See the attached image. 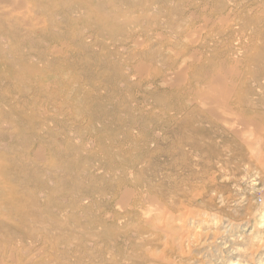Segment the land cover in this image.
<instances>
[{"label":"rangeland","instance_id":"obj_1","mask_svg":"<svg viewBox=\"0 0 264 264\" xmlns=\"http://www.w3.org/2000/svg\"><path fill=\"white\" fill-rule=\"evenodd\" d=\"M226 83L231 120L198 101ZM242 115L264 122V0H0V264H264Z\"/></svg>","mask_w":264,"mask_h":264},{"label":"bare ground","instance_id":"obj_2","mask_svg":"<svg viewBox=\"0 0 264 264\" xmlns=\"http://www.w3.org/2000/svg\"><path fill=\"white\" fill-rule=\"evenodd\" d=\"M208 21H211V20H208ZM205 29V28H204ZM203 30V29H202ZM206 31V30H205ZM204 31H202L201 33H203ZM206 33V32H205ZM193 37H195V33H192L190 34V36H188L187 40L188 41H191L193 39ZM193 41V40H192ZM76 50V49H75ZM141 50V49H139ZM250 50H251V47L249 48L248 50V53H250ZM77 51V50H76ZM111 52V51H110ZM241 53V52H240ZM194 55V54H193ZM248 55V54H247ZM235 56V55H234ZM249 56V55H248ZM195 57V56H193ZM192 59V58H191ZM190 59L188 58H185V65H186V61H188ZM193 60V59H192ZM228 63H230V67L228 68H225V69H220V71H222L223 73V76L224 77H233V75H236L237 73H240L241 72V66L244 65V61L243 60H239V59H236V58H229V60L227 61ZM246 65V64H245ZM238 79V78H237ZM225 83V82H224ZM228 84V83H226ZM230 87H225L224 85H220L218 87V94H216L214 91L212 93H210L209 95H206V96H199L198 97V101H201V102H204L208 105H210V109L216 113V115H222V117H226L225 115H227V120H230L233 118L234 115H237V112L239 111V109L241 108L239 103L241 102V100H237L235 94L237 93V87L236 86H233L232 84H228ZM234 87V88H233ZM233 90V91H232ZM235 91V92H234ZM240 97V96H239ZM222 99V102H219V99ZM237 102V103H236ZM217 103H221V105H216ZM244 112V111H243ZM247 112V111H246ZM257 113H259L257 111ZM225 114V115H224ZM256 114V113H255ZM262 114V113H261ZM232 115V116H230ZM247 115V114H246ZM253 115V114H252ZM258 115V114H257ZM243 116V115H242ZM250 116V115H249ZM61 117H63L62 115L60 114H55L54 118L55 120L58 119L59 121L61 120ZM229 117V118H228ZM232 117V118H231ZM252 117V116H251ZM250 117V118H251ZM263 117V116H262ZM218 119V118H217ZM234 119V118H233ZM256 119V118H255ZM254 119V121H255ZM263 119V118H262ZM63 120V119H62ZM226 120V119H225ZM239 122L241 121L242 123H247L246 125V128L245 129H240L238 132L241 133L240 135L243 136V138H245L246 142L250 145V147L252 146V149L254 151L255 154H257L258 152L261 153V152H264V135L261 131H259L258 128H261V126L263 127L264 126V122L263 120H260L258 123H253V122H250L248 123V119H247V122H246V117L243 116L240 117L239 119H237ZM236 120V121H237ZM251 120V119H250ZM228 125V124H227ZM251 127H249V126ZM233 127V126H232ZM254 127V128H252ZM244 128V127H243ZM264 132V131H263ZM259 143V144H258ZM258 144V145H257ZM261 144V147H259ZM259 147V148H258ZM251 149V148H250ZM260 149V150H259ZM261 155V154H260ZM264 156V155H263ZM257 157V156H256ZM262 157V156H261ZM263 158V157H262ZM60 159V156L57 157V160L59 161ZM260 161V160H259ZM263 161V160H262ZM157 204L153 205V204H149L147 208H154L155 209V206ZM153 210V209H152ZM181 216V215H180ZM180 218H182V225L180 226V234H182L183 236H181L183 238V240H187L188 238H190V234L192 235V229L189 228V226L187 227L185 225V221H188L187 220V217L186 216H181ZM151 218L150 219V222L148 223H152L153 226H156L157 227V219H153ZM180 220V219H179ZM159 226V225H158ZM162 227H164V229H166V231H168V233H172L173 232V227H172V223L171 221L170 222H165L162 223L161 225ZM162 229V228H161ZM163 230V229H162ZM176 233V232H175ZM178 233V232H177ZM171 238V236H170ZM182 240V239H181ZM249 240L251 241L252 240V235L251 237H249ZM248 238L247 240L245 241V243H248L249 242ZM181 243V242H180ZM188 246V245H187ZM186 247V246H185ZM183 248V246H182ZM253 248V247H252ZM184 250V249H183Z\"/></svg>","mask_w":264,"mask_h":264}]
</instances>
